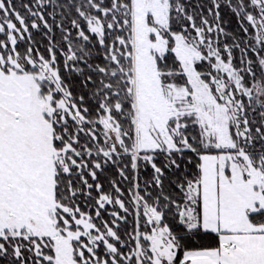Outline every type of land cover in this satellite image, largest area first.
Returning <instances> with one entry per match:
<instances>
[{
    "label": "snow or ice",
    "instance_id": "obj_1",
    "mask_svg": "<svg viewBox=\"0 0 264 264\" xmlns=\"http://www.w3.org/2000/svg\"><path fill=\"white\" fill-rule=\"evenodd\" d=\"M0 264H264V0H0Z\"/></svg>",
    "mask_w": 264,
    "mask_h": 264
},
{
    "label": "trees",
    "instance_id": "obj_2",
    "mask_svg": "<svg viewBox=\"0 0 264 264\" xmlns=\"http://www.w3.org/2000/svg\"><path fill=\"white\" fill-rule=\"evenodd\" d=\"M16 2L18 3L19 2V0H16ZM226 19L228 18V17H225ZM236 28V24H235V21H233L232 22V24L230 25V27H229V30L231 31V30H233V29H235ZM34 37H35V39L36 40H38V41H42L43 43H47V41L46 40H43L42 39V37L39 35V34H34ZM21 47H23V45H21Z\"/></svg>",
    "mask_w": 264,
    "mask_h": 264
}]
</instances>
